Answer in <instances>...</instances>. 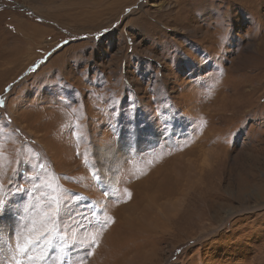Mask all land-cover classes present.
I'll use <instances>...</instances> for the list:
<instances>
[{"label": "rangeland", "instance_id": "374dc122", "mask_svg": "<svg viewBox=\"0 0 264 264\" xmlns=\"http://www.w3.org/2000/svg\"><path fill=\"white\" fill-rule=\"evenodd\" d=\"M0 100L1 218L108 222L65 258L264 264V0H0Z\"/></svg>", "mask_w": 264, "mask_h": 264}, {"label": "snow or ice", "instance_id": "6c2138e0", "mask_svg": "<svg viewBox=\"0 0 264 264\" xmlns=\"http://www.w3.org/2000/svg\"><path fill=\"white\" fill-rule=\"evenodd\" d=\"M128 11H131V9H129ZM105 31H107V29H105ZM67 43L68 41H65V44ZM35 70L36 69H33V71ZM10 88L11 86L5 89V91L10 90ZM5 106V101L0 100V108ZM0 119H7L10 121V117H6L3 113H0ZM134 120V115L130 116L129 124H133ZM129 133L130 135H135V129L130 127ZM77 154L79 155V153ZM42 167L43 165H41V168ZM37 179L38 177H28L29 182H33ZM16 191L27 193L28 190L22 188L19 185H16ZM11 195V185H9L6 190L5 186L0 183V215H3L4 213L10 211V205L12 204V200L10 199ZM105 195H108V193H105ZM51 199L52 206H50L49 210L43 214L44 220L47 224V227L44 231L40 232L39 234L33 235L34 226L29 227L28 224L23 220L17 221L14 228L7 234V239H5V233L0 230V255H5L8 257V264H24V259L29 262L33 260L43 262L52 258L49 254L51 249L56 248L58 252H62L65 250L64 246H57L56 244H54L56 236L53 234L62 231V228L58 224L61 208L56 196H52ZM17 215H19V213H17ZM107 223V221L101 222L98 228L96 225H92V227L96 230L80 240V246L82 248L89 249L86 255L92 254L90 249L92 246H95L97 244L96 236L101 233L105 227H107ZM34 248L41 249V254L39 256L33 257L31 255V252ZM76 264H84V260H78L76 261Z\"/></svg>", "mask_w": 264, "mask_h": 264}, {"label": "bare ground", "instance_id": "6f19581e", "mask_svg": "<svg viewBox=\"0 0 264 264\" xmlns=\"http://www.w3.org/2000/svg\"><path fill=\"white\" fill-rule=\"evenodd\" d=\"M114 148H115V146H112V145L111 146L110 145L109 146H107V145H104V146L103 145H101V146H97L96 145L95 146L94 145V154L97 157V159L99 160L105 153L111 152ZM133 148L137 149V147H135V144H134ZM100 171H102V174L104 173V169H103L102 166H100ZM135 195H133V196H135ZM127 198H128V196L123 197L121 199V202H123L124 200H127ZM47 202H50V201H47ZM38 206H39V204H37V205L34 204L32 210H31V213H30L29 217H31L32 220H30V218L28 216H26V217L23 216L24 218L22 217V219H20L19 217H15L13 214H9V215H7L6 217H3V218H1L2 216H0V228L2 229V231H4L5 236L8 238L7 234L14 228V226L17 223L18 220H23L25 223L28 224L29 227H33L34 226L33 235H35V232H36V234H39L41 232V228L45 227L46 223H45L44 217L36 215ZM119 206L120 207L118 208L117 212L120 213V214H124V215L126 214V216L127 215L131 216L135 212L133 205L128 206V205L120 204ZM81 208L82 207L79 208L80 211L83 210V209L81 210ZM102 218H103L102 215H98L96 217L95 221H99ZM70 221H68V222H70ZM94 230H96V229H94ZM87 233L85 232V235ZM99 235H101V233H99ZM54 244H56L57 246H64V249H65L64 251L68 252L69 254L71 253L70 250L73 249V248H74L75 252L80 251L79 249L82 248L80 246V244H78V242L76 243L74 240L73 241H67L65 239V234L62 233V231H60V233L57 234L56 239L54 240ZM40 254H41V249H39V248H34L32 250V252H31V255L33 257L39 256ZM49 254L52 257L51 259H48V260L43 261V262L38 261V260H33V261L29 262L26 259H24V264H76V261L80 260V258H79L80 256L77 253H76L77 255L74 254L75 255L74 257L70 256V258L67 259V258L64 257V254L62 252H58L56 250V248L51 249ZM75 257H76V259H75ZM20 259H23V258H20ZM0 264H8V257L5 256V255H0Z\"/></svg>", "mask_w": 264, "mask_h": 264}]
</instances>
